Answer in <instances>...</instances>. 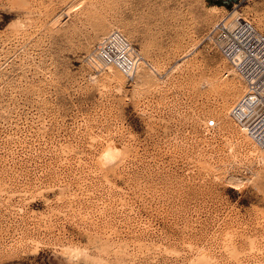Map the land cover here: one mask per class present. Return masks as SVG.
Masks as SVG:
<instances>
[{
    "label": "rangeland",
    "instance_id": "obj_1",
    "mask_svg": "<svg viewBox=\"0 0 264 264\" xmlns=\"http://www.w3.org/2000/svg\"><path fill=\"white\" fill-rule=\"evenodd\" d=\"M231 17L264 34V0H0V264H264V150L208 40ZM112 31L134 81L91 61Z\"/></svg>",
    "mask_w": 264,
    "mask_h": 264
},
{
    "label": "built area",
    "instance_id": "obj_2",
    "mask_svg": "<svg viewBox=\"0 0 264 264\" xmlns=\"http://www.w3.org/2000/svg\"><path fill=\"white\" fill-rule=\"evenodd\" d=\"M208 40L245 85L244 94L232 106L229 116L239 129L264 150V34L251 21L231 17L219 22ZM100 70H119L134 81L142 69L152 68L135 46L120 31L104 36L91 53ZM208 130L217 122L209 120Z\"/></svg>",
    "mask_w": 264,
    "mask_h": 264
},
{
    "label": "bare ground",
    "instance_id": "obj_3",
    "mask_svg": "<svg viewBox=\"0 0 264 264\" xmlns=\"http://www.w3.org/2000/svg\"><path fill=\"white\" fill-rule=\"evenodd\" d=\"M195 49V48H194ZM194 51V50H193ZM191 53V52H190ZM189 55V54H188ZM187 55V56H188ZM111 70V69H110ZM112 144V143H111ZM108 147V148H107ZM106 147V149H105V151H104V160L105 161H116L119 157H120V155H121V150H119V147H117V145L115 146V144H113V145H110V146H107ZM239 182V181H238ZM236 183V182H235ZM234 184V183H233ZM236 184H238V183H236ZM235 184V185H236ZM241 184V183H240ZM237 188H238V186H237ZM78 250V249H77ZM79 251V250H78ZM76 253H78V252H76ZM84 253H82V255H83Z\"/></svg>",
    "mask_w": 264,
    "mask_h": 264
}]
</instances>
